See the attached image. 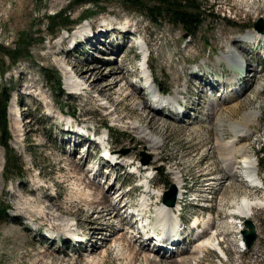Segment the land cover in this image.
Instances as JSON below:
<instances>
[{
	"label": "rangeland",
	"instance_id": "rangeland-1",
	"mask_svg": "<svg viewBox=\"0 0 264 264\" xmlns=\"http://www.w3.org/2000/svg\"><path fill=\"white\" fill-rule=\"evenodd\" d=\"M199 3L202 23L196 35L186 37L180 24L164 19L153 23L144 14L124 8L115 0L95 4L88 0H0V89L6 88L10 94L7 106L9 143L23 170L21 179L16 175L4 179L1 173L5 155L0 147V208L6 206L8 209L4 214L0 210V264H155L144 260L148 251L155 250L147 249L146 245L137 248L139 251L132 250L125 240L119 243L117 230L120 227L123 237L130 238L135 232L127 229V219L106 221L85 203L81 196L84 183L74 169L76 163L90 178L105 179V186L112 184L111 192L123 194L121 201H129L134 207L139 206L138 199L144 190L141 185L144 183L146 188L148 175H153L150 180L152 199L161 198L169 184L177 179L176 172L181 175L184 195L179 202L178 217L180 224L185 226L181 234L187 238L176 249L184 248V244L189 249L171 253L172 256L162 258L166 262L160 264H264V206L255 208L250 216L256 224L257 238L250 249L242 250L240 228L245 217L238 214L231 217L228 211L232 208V200H239L248 187L240 180L232 185L228 182L220 185L222 171L217 161L218 151L210 148L215 133L212 125L207 129L199 121L207 105L205 99L219 89L223 92H217L216 99L223 101L225 94L235 93L240 101L236 111L229 112L228 120L239 119L242 112L250 109L256 111L248 124L250 136L242 135L239 143H250L264 182V31L257 40L230 43L237 66L228 69L217 61L227 39H241L255 29L253 24L257 20L264 21V0H199ZM57 24L73 27L70 32L57 31ZM81 24H90L92 30L86 27L87 33L76 36L75 29ZM124 25L134 36L138 34L139 39L130 40L125 31L122 32ZM99 26L104 27L103 32L105 30L101 33L102 39L95 36L100 32ZM245 26L252 27L244 30ZM115 28L117 31L113 30ZM146 40L148 58L153 57L149 63L154 84L170 89L169 93L183 87L181 93L185 98L179 109L183 114L186 112L183 119H174L170 110L163 115L165 110L148 112L146 108H138L134 97L125 94L130 89L125 79L113 88L102 90L90 89L86 80L77 90L71 91L64 86L63 63L73 72L83 64L86 68L82 69L83 73L87 69L106 67V70L121 64L127 80L133 87H140L143 99L147 100L148 92L143 88L144 82L137 81L139 69L134 62V58L138 61L145 54ZM139 42L143 43L142 53ZM17 53L21 55L13 62L10 55ZM243 60L246 61L244 66L240 63ZM107 62L110 63L105 64ZM170 63L174 66L171 75L164 72V67L167 69ZM94 72V77L98 78L95 82L100 85L101 72ZM55 75L61 77L60 87L56 86ZM74 75L77 77L76 73ZM232 75L235 81H224L226 76ZM219 78L220 86L216 81ZM208 79L216 83H212L210 90L206 84ZM10 108L12 113H9ZM181 112L174 111L178 115ZM135 119L148 128L151 136L158 137L160 143L153 144L151 137L146 139L129 128L128 122ZM104 124L112 129L111 134L107 133V152L116 154L114 157L120 161L114 166L108 162L111 159L107 161L106 157H101L105 153L100 145L85 139L80 131L87 127L104 135ZM146 155L149 159L144 164V172L138 174L139 167L135 166L142 164ZM94 165L100 167L95 173ZM130 187L137 188L135 192H124ZM255 192L264 201V190L263 193ZM218 206L226 210L218 211ZM149 212L155 225V210L151 208ZM184 219L188 224L198 219L199 225L191 229L192 223L187 227ZM204 225L209 229L204 239L213 233L225 257L220 256L217 245H206L197 257H192L190 246L195 242L190 243L189 239ZM37 227L42 229L41 233H52V239L37 232ZM77 227L85 235L81 245L73 244L67 234ZM195 228L198 230L192 232ZM136 240L137 243L140 238ZM143 241L145 239L136 247ZM147 246H151L150 242ZM184 254L189 256L188 260L180 259Z\"/></svg>",
	"mask_w": 264,
	"mask_h": 264
},
{
	"label": "bare ground",
	"instance_id": "bare-ground-1",
	"mask_svg": "<svg viewBox=\"0 0 264 264\" xmlns=\"http://www.w3.org/2000/svg\"><path fill=\"white\" fill-rule=\"evenodd\" d=\"M126 27H127L126 25L122 26V28H126ZM113 30L117 31V28H115ZM85 31H86L85 25H83V26L79 25L75 29V33L78 35L83 34ZM123 31L124 30H122V32ZM106 33H107V31H106ZM260 35H261L260 31L254 29L251 32L244 34L241 37V39H239L238 37H232L230 39H227L226 43L224 44V47H225L224 52L217 56V61H219L220 63H224V65L228 69H232L233 67L237 66V59L235 57V53L233 52V50L230 46V43L233 41H239V40L254 41V40H257V38ZM84 39H87V37L85 36ZM144 43H145L144 45H146L147 49H148V47H149L148 41L146 40V41H144ZM242 46H244V44H242ZM142 47H143V43L139 42V48L143 49ZM159 48L162 49V45H159ZM111 50H114V49H111ZM242 50L245 51L244 48H242ZM161 56L164 57V54L161 53ZM148 57L145 61L146 69L149 70V74L153 78V80L151 82L154 83L155 78H154V75L152 73V69L150 68L151 64L149 63V61H150L149 59L153 60L152 59L153 57L152 58H148ZM108 63H110V62H107L105 64H108ZM240 63L242 65L244 64L242 61ZM63 64H64L63 65L64 86L69 88L71 91L77 90L80 87H82L83 81H85V80L88 82L87 86L90 89L97 88L98 90H102L105 88H107V89L113 88L118 84L117 83L118 81L125 79L127 81L126 83L128 84L126 87L128 88V86H129L130 89H128L127 91L125 90L126 93L125 92L124 93L130 97L131 96L134 97V100H136V104H138L137 105L138 108H141V109L146 108L148 110V112H150V111L155 112V110L152 109L153 107H151V105H149L147 103V100L145 98L143 99V96L141 94V88L140 87H138V88L133 87L132 86L133 83L131 81L127 80L126 75H125V71H124L125 67L120 66L121 64L119 66H116V67L110 66L106 70H105L106 67L103 69L102 68H98V69L93 68L92 71H89L87 69V71L85 73H83V70H82V69H86V68H84L83 64H80L78 67H76L74 72L71 71L70 69H68L67 64H65V63H63ZM98 70L101 72V76H100L101 84L100 85L97 82H95L98 78L94 77V75H95L94 71H98ZM252 70L256 71L255 68H252ZM173 71H174V66L172 63L169 64V67L167 69L164 67V72L166 74L171 75V73ZM75 73H76V76L78 78L75 77V75H74ZM87 77L88 78L90 77L91 79L87 80L88 79ZM148 79H149V77L146 75L145 79H144L145 82H148ZM224 81L232 82V81H235V79H234L233 75L232 76H226ZM120 82H122V81H120ZM212 83H214V82H212ZM214 84H216V83H214ZM120 85H122V84H120ZM258 85H259V83H258ZM119 88H120V86H119ZM143 88L146 89L147 88L146 85ZM257 89H258V87H257ZM182 91H183V87L174 89L172 94L165 95L164 97H162L161 100H159L157 102L156 106L158 108H164L165 106H169L170 109H174V111L176 110L177 113H180L181 111L179 109L181 108L182 100L185 98L184 95H182V93H181ZM96 92H98V91H96ZM217 92L222 93L223 91L219 89ZM217 92L215 93L216 95H217ZM215 94L214 95L210 94L205 99V101L207 102V105L205 107V110L201 114L202 118L199 121L202 123L203 127H207V129L210 128V126L212 125V128H213L214 133H215L214 143L210 146V148H212L213 151L214 150L218 151L217 152V154H218L217 155V161L219 164V169L222 171V172H220L221 173L220 177L218 176L221 179L220 185H222V184L225 185L224 183H226V182H228L229 185L230 184L232 185L234 183V181L240 180L241 182L245 183L246 186L248 187V189L243 190L242 196L239 197L240 198L239 200L234 199V197H232L234 200H232V198H231L232 208L229 209V211H228L229 215H231V217H232L235 214H238L241 217L248 218L254 214V212L256 210L255 208L264 206V201L261 199L262 196L260 195L261 197H258L257 193L255 192V190H258L264 186V182L262 181V178L259 175L258 164L254 160V155L252 153V149L249 146L250 143H248V142L239 143L241 141L242 135H244L246 137L250 136V131L248 130V124H249L251 118H253L255 116L256 111L250 109L248 111L242 112L239 119L228 120L229 119L228 118L229 112L230 113H232V111L235 112L237 109V106L240 104L239 103L240 101L237 99V95H235V93L225 94L222 97L223 101L216 99L214 97ZM154 96H155V94H154ZM218 105H219V107H217ZM148 107H150V109H152V110H150ZM9 113H12V108L9 109ZM214 113H215V115L213 116L214 117L213 118L212 115ZM176 118H180L179 115ZM226 121H228V123H226ZM16 122H17V120H15V123ZM128 123H129L128 127L137 130L136 132L139 133L140 136H144L146 139H150V137H151L150 140H151V142H153V144L160 143L161 140L158 137H153V135L151 136V133L149 132L148 128L143 127L140 124V122L138 121V119L129 121ZM194 130H195V128H194ZM228 134H230V135L228 136ZM226 135L228 136V138H225ZM109 154H110V159H112V160H113L114 156H116V154H111V153H109ZM107 159H109V158L106 157V160ZM214 161H216V160H214ZM119 162L120 161L117 160V163H115V165L118 164ZM76 164H74V169L77 170V172L79 173L80 179L81 180L83 179L82 182L84 183L85 189L83 192H81V196H82V199L84 201H86L85 203L90 205V207L93 208V211L97 212L100 216H103L106 221H109V222L112 221L113 222L115 218H120L121 220L124 218L127 219L126 218L127 215L125 216L124 214H121L122 210H123V213L126 212V209L124 210V208L126 207V202L123 203L121 201V199L123 198V194L118 193L117 195H114V193L111 192V190L113 188L112 184H109V185L107 184L105 186V185H103V181H106L105 179L100 180V179H97L96 176H94L93 178H90V176L87 174L85 169L83 167H81L80 164H78V163H76ZM217 167H218V165H217ZM137 171H139V170H137ZM77 172H76V174H77ZM96 172H97V169H96ZM180 176L181 175L178 172H176L177 179L175 180V182L174 181L173 182L175 183L174 185H175L176 190H177V195H176L175 204L172 206H169V205L165 204L164 202H162L161 198L152 199L151 194H150V191H151V185H150L151 181L150 180L151 179H145V182H147L146 188H144L140 198L138 199L140 203H139L138 207H135L137 209L136 214L144 216L146 218V223L150 224V220L147 218L146 215L150 211V209L153 208L155 210L156 224H158V225L168 224L171 227L173 226V228H171L169 231H165V232H168L169 234L172 235V245H174V247H172V249L171 248H163L162 250L159 248L153 249L156 252H158L156 254L160 255L159 257L157 255H153V254H155L154 253L155 251L154 252L148 251L147 254H145V258H146V259H144L145 261L149 260L155 264H160L161 261L166 262V260L162 259V258L168 257L169 255H171V253H173V252L174 253L175 252L183 253L185 250L189 249V246L186 244H184L185 245L184 248L182 247L181 249H178V250L176 249V247H179L180 243L182 241H184L185 238H187L186 235L181 234V232L185 230V226L182 224H180V225L177 224V222H179V217H178V215L180 213L179 209H181V207H180L181 205L179 202L181 201L180 199L184 195L183 182H182V179H180ZM104 178H105V176H104ZM251 189L253 191H250ZM224 209L225 208L218 206V211H223ZM214 210H216V209H214ZM120 214L123 216H121ZM210 216H212V215H210ZM213 220H215V219H213ZM130 222L132 224L134 223L132 221H130ZM197 224H198V219H195L194 223L191 224V229L194 228ZM150 226H152V225L150 224L149 227ZM214 226H212V227H214ZM121 229L122 228L120 227L117 230L118 234L120 233L119 237H117L119 243H120V241H123V242L126 241L130 246H132V250H136L137 248L140 249L141 247L145 246V242L148 240V238H144L145 242L144 241L141 242L140 243L141 246L136 247L137 243L134 242V240H136L138 237H140L138 235L139 231L132 234L133 236L130 235L131 236V237L129 236L130 238H127V235L123 237L124 234H123V232H120ZM148 230H149V228H148ZM93 232L95 233V231H93ZM207 232H209L208 226L204 225L201 227V229L194 236L190 237L189 242L190 243L195 242V244L190 246V248H191L190 253H192V257H197L199 255V253L204 249V246H206V245L212 246V247L216 246V242H215V238L213 237V233H211V235L207 239H204L205 238L204 236L206 234H208ZM93 235H91V236H93ZM69 238L71 239V237H69ZM94 238H95V236H94ZM125 238H127L129 240H126ZM188 258H189V256L185 255V254L180 257L181 260H188Z\"/></svg>",
	"mask_w": 264,
	"mask_h": 264
},
{
	"label": "trees",
	"instance_id": "trees-1",
	"mask_svg": "<svg viewBox=\"0 0 264 264\" xmlns=\"http://www.w3.org/2000/svg\"><path fill=\"white\" fill-rule=\"evenodd\" d=\"M87 1V0H80ZM98 3L102 0H88ZM113 1V0H112ZM124 8H131L142 14H145L148 19L157 23V19H164L170 23L180 24L187 36L195 35L197 28L201 25L203 16L202 5L199 0H115ZM106 8L104 4L103 10ZM73 25L57 24V31L60 29L69 31ZM246 28V27H245ZM20 54L15 56L10 55L13 62H16ZM61 77L55 75V83L57 87L61 86ZM10 94L6 88L0 89V146L5 152L3 177L4 179L18 176L19 179L23 176L21 161L16 156L14 148L9 143L10 133L8 130L7 105ZM4 214L7 207L0 208Z\"/></svg>",
	"mask_w": 264,
	"mask_h": 264
},
{
	"label": "water",
	"instance_id": "water-1",
	"mask_svg": "<svg viewBox=\"0 0 264 264\" xmlns=\"http://www.w3.org/2000/svg\"><path fill=\"white\" fill-rule=\"evenodd\" d=\"M254 26L259 29L260 31L264 30V21L262 19L257 20V22L254 24ZM147 160H145L146 162ZM170 191L172 193L171 200L169 201L170 205H173L174 203V196H175V189L173 185H170ZM244 224L247 228L243 229L241 231L243 240L245 241L246 246L249 248L256 237L255 228L252 220L246 219L244 221Z\"/></svg>",
	"mask_w": 264,
	"mask_h": 264
}]
</instances>
